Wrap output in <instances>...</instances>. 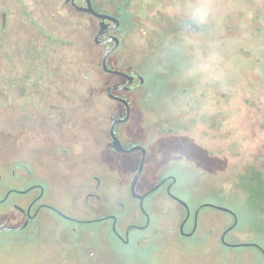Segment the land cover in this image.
<instances>
[{"label":"flooded vegetation","instance_id":"obj_1","mask_svg":"<svg viewBox=\"0 0 264 264\" xmlns=\"http://www.w3.org/2000/svg\"><path fill=\"white\" fill-rule=\"evenodd\" d=\"M211 7L214 13L226 11L231 20L234 13H241L242 20L230 21L223 36L217 27L222 28L220 17L210 35V27L201 24L199 15ZM115 20L119 21L116 28ZM198 35L211 36L212 50L219 43L226 44L225 59H221L227 65L223 70L226 91L215 86L218 64L210 57L203 76H195L194 83L190 77L178 87L180 99L172 105L176 119L145 114L137 102L147 100L150 84L145 80L147 73L135 69L138 50L148 62L165 68L169 54L177 64L182 46L192 51L200 43ZM115 39L119 44L107 56L106 67L125 75L105 67L106 54L115 46ZM237 56L242 59L237 60ZM206 106L215 113L203 112L209 109ZM208 116L215 119V127L227 129L228 144L234 149L225 159L232 171L244 173L239 178L241 185L245 178L264 192V0H0V185L8 188L0 203L8 202L13 194L29 196L37 190L25 207L14 204L27 227L48 210L64 220L72 232L81 225L106 223L108 228L100 231L108 229L125 245L134 244L132 231H146L151 222L144 203L160 189L182 210L181 237L196 234L205 207L236 220L234 212L212 204L203 203L193 211L177 194L175 174L164 175L153 186L144 178L151 150L178 157L187 146L196 144L206 158L215 160L223 149L210 151L202 137L217 140L222 133H181L188 123H200ZM164 121L176 125L165 128ZM251 128H258L252 136ZM251 138L259 142L252 166L251 149L246 144ZM117 143L123 150L116 149ZM134 147L141 149L128 152ZM143 157L136 191L143 195L159 187L143 200L132 196L146 222L129 224L122 233L119 218L126 205L112 196L111 207H107L106 192L116 188L118 171L132 173L131 185ZM5 166L10 167L9 185H3ZM57 179L77 189L74 201H83L89 210L86 216L91 218L69 216L43 201ZM24 180L30 184L21 191L15 183ZM52 195L63 202L61 195ZM3 223L9 225L8 220L0 225ZM135 244L142 248L140 241Z\"/></svg>","mask_w":264,"mask_h":264},{"label":"rangeland","instance_id":"obj_2","mask_svg":"<svg viewBox=\"0 0 264 264\" xmlns=\"http://www.w3.org/2000/svg\"><path fill=\"white\" fill-rule=\"evenodd\" d=\"M233 15L235 16L232 20H242L241 13ZM141 16L144 20V15ZM199 16L201 24L206 28L207 25L210 27V35L213 33L215 23L222 18V28L217 27L219 33L222 32L225 36L226 27L232 21L226 11L214 13L212 7L210 10H204ZM210 37L198 35L200 43L193 47L192 51L182 46L179 61L175 65L172 55L169 54L165 68L154 62H148L145 55H142V51L138 50L135 69L147 73L145 80L150 84L147 100L137 102L144 108L145 114L151 112L176 119L173 118L172 105L175 99H180L178 87L189 82L190 77H193V81L195 76H203L209 69L210 57L214 63L218 64L215 68L218 77L215 86H222L220 90L226 91L223 70L227 65L226 61L221 59L227 46L219 43L212 50ZM146 48V45L142 44L141 49L146 51ZM239 59L242 58L237 56V60ZM206 108L209 109L202 111L215 113V110L210 109L209 106ZM222 110L225 111L224 106ZM214 120L213 117L208 116V119L200 123H188L185 126L186 130L181 133H201V135L205 132L222 133L217 140L202 137V143L207 145L210 151L223 149L215 160L206 158L203 150L196 144L187 146L178 157L160 150H151L145 164L144 178L153 186L164 175L175 174L178 179L177 194L186 199L193 211L205 203L234 212L237 223L226 236L227 243H248L258 247H230L221 243V235L235 223V220L231 215L212 207L201 210L197 231L193 237H181L179 227L183 219L182 210L165 195L164 190L160 189L152 193L144 203L151 218L148 230H133L131 233V240L134 244L140 241L142 248H137L136 244L125 245L108 229L100 231V228H108L106 223L81 225L76 232H72L64 220L48 210H43L37 220L31 222L26 229L0 234V264H264V256L260 250V248L264 250V219L262 218L264 217V192L260 191L257 184L245 178H242L244 182L241 185L239 178L244 176V173L232 171L231 163L225 159L228 152L234 149L231 144H228L227 129L225 126L221 129L215 127ZM164 122L165 128L176 125ZM257 130L258 128L255 130L251 128L250 135L252 136V133H256ZM246 144L251 149L248 152L249 164L252 166L251 160L256 158L253 152H256L259 142L251 138ZM235 154L240 156L238 152ZM131 177L132 173L124 174L118 171L116 188L106 192L107 207H111L109 201L112 196L119 198L126 205V211L122 212L119 218V228L122 233L129 224L144 225L146 222L140 213L138 202H135L130 194ZM56 181L54 189L52 187L47 189L48 198L45 195L43 201L56 206L69 216L91 218L92 216H86L89 210L83 201L78 203L74 201L73 195L77 189H70V186H66L59 179ZM11 182L10 167L5 166L3 185H9ZM15 184L18 186L16 188L24 191L23 189L30 184V180L17 181ZM7 190L8 188L0 185V199L5 196ZM54 193L61 195L63 202L57 200L55 196L58 195H52ZM37 194V190L32 191L29 196L13 194L8 202L0 203V222L8 220L9 225L13 226L23 224L24 217L14 204L25 207L29 197ZM117 209L118 212L121 211L120 206H117ZM188 228L190 230L191 226Z\"/></svg>","mask_w":264,"mask_h":264},{"label":"water","instance_id":"obj_3","mask_svg":"<svg viewBox=\"0 0 264 264\" xmlns=\"http://www.w3.org/2000/svg\"><path fill=\"white\" fill-rule=\"evenodd\" d=\"M101 17H103V18H106V17H108V16H106V15H100ZM115 22H116V26H114V28H116L117 26H118V24H119V21L118 20H115ZM115 46L112 48V49H110L108 52H107V54H106V57H105V67H106V58H107V56L118 46V44H119V41H118V39H115ZM106 70L107 71H111V70H109L107 67H106ZM111 72H113V73H116V74H119V75H125V74H123V73H120V72H117V71H111ZM115 147H116V149L117 150H123L122 148H121V146L120 145H118V143L115 145ZM136 149H141V147H134V148H132V149H130V150H128V152H132V151H134V150H136ZM143 167H144V157H143V159H142V162H141V164H140V167H139V169H138V172L136 173V175L134 176V178H133V180H132V182H131V185H130V190H131V193H132V196L133 197H135V198H140L141 200H143L149 193H151L152 191H154V190H156L158 187H159V185L158 186H156V187H154L153 189H151L149 192H147V193H145V194H143V195H141V194H139L137 191H136V185H137V182H138V180L140 179V177H141V175H142V173H143ZM24 193V192H23ZM174 198H176L175 196H173ZM178 201H180V202H182L185 206H187V204L185 203V202H183L182 200H180L179 198H176ZM19 208V210H21V211H24L22 208H20V207H18ZM218 209H220V210H223V211H230L229 209H227V208H224V207H217ZM142 209L144 210V208H143V206H142ZM236 223H237V219L235 220V223H234V225L233 226H231L230 228H228L224 233H223V235H222V241H223V243L225 244V245H227V246H230V247H258L257 245H255V244H248V243H241V244H229V243H227L226 242V240H225V237H226V235L236 226ZM27 227V222H24L23 224H21V225H17V226H13V225H7V223H3V224H1L0 225V234L1 233H3V232H7V231H21V230H24L25 228ZM183 227V225L181 226V228ZM261 249V248H260ZM262 250V252H263V254H264V250L263 249H261Z\"/></svg>","mask_w":264,"mask_h":264}]
</instances>
